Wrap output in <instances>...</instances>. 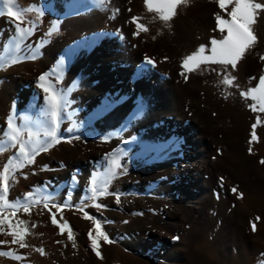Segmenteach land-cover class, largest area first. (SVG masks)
Listing matches in <instances>:
<instances>
[{
    "label": "bare ground",
    "instance_id": "6f19581e",
    "mask_svg": "<svg viewBox=\"0 0 264 264\" xmlns=\"http://www.w3.org/2000/svg\"><path fill=\"white\" fill-rule=\"evenodd\" d=\"M40 2L50 16L61 18L59 21L67 34L44 48L38 33L29 39L27 34L23 37L15 34L14 29L19 23H14L15 17H9L7 7L0 5L4 12L0 15V66L18 55L10 72L0 73V107L9 101L24 110L28 108L40 114L48 107V102L39 86V76L47 73L42 83L46 87L53 83L57 92L60 85L53 76L72 65L68 83L75 88V92L71 96L70 113L76 121L71 129H79L84 118L96 117L109 110L101 118L104 120L101 131H112V136L106 141L72 138L51 149L48 155L64 158L63 176L67 177L76 169L81 173L92 168L97 172L106 171L112 157H117L118 151L130 142L136 154L152 151L146 170L140 167L131 169L119 181L123 190L140 189L143 194L139 197L120 196L119 203L115 196L108 197L115 203L116 210H109L107 206L99 209L103 216L107 212L120 220L111 226L117 234L123 235L119 242L122 246L99 239L101 257L92 252L86 255V251L83 253L79 249L66 255V262L264 264V229L256 227L253 231L251 219L254 211L234 195L221 205V210H226V207H231V210L220 217L222 221L217 237L210 245L205 243L213 222L209 213L216 205L218 193L223 192L221 182H225L226 189L232 187L234 181L246 178V166L242 168L241 162L253 164L252 156H247L242 146L238 148L239 154L232 155L240 162H232V157H219L213 161L218 147L236 142L239 134H233V139L222 138L219 130L223 122L217 120L220 117H209L208 111L201 107L195 112L196 116H192L187 96L177 88L176 76L162 74L155 62L149 64L151 54L143 50L142 41L131 38L130 30L114 33L110 27L92 25L90 19L94 11L88 9L90 0ZM15 4L12 0L8 6L14 10ZM207 7L206 10L210 9ZM101 31L104 32L101 34ZM33 53L35 59L31 58ZM140 106L142 111L137 114ZM120 125L126 126L122 128ZM130 133L137 135L136 138ZM246 152L249 154L248 150ZM92 159L95 160L93 163L98 160V166H94ZM113 167L109 168L107 181L115 173ZM224 172L229 175V181L223 180L226 177ZM249 178L251 184L264 189V169L258 174L252 171ZM81 183L84 187V181ZM89 192L92 194V189ZM231 200L233 206L229 204ZM73 221L82 229L80 242L91 244L88 233L91 230L92 235L96 234L93 219H85L83 212L77 211ZM51 239L55 246L63 243L56 232H52Z\"/></svg>",
    "mask_w": 264,
    "mask_h": 264
},
{
    "label": "rangeland",
    "instance_id": "374dc122",
    "mask_svg": "<svg viewBox=\"0 0 264 264\" xmlns=\"http://www.w3.org/2000/svg\"><path fill=\"white\" fill-rule=\"evenodd\" d=\"M255 2L264 3V0H255ZM15 3L16 6L13 11L32 9L31 11L22 12L13 21L29 29L31 35L28 36V39L34 33H38L40 37L38 38L41 40L40 44L45 48L47 45L55 44L56 40L67 34V30L59 21L61 18L50 16L45 5L41 4L40 0H15ZM88 5L89 11H94L91 15L93 17L90 19V22L93 23L92 25L96 23L97 26L110 27L112 28L111 30L114 29V33H119L121 30V33L124 30H130L131 38L142 41L143 50L151 54V57H148L155 62L160 72L169 76H176L177 88L187 96L188 103L192 107V116H196L195 112L201 107L202 110L208 111L209 117L213 116L214 119L220 117L222 119H217L220 123L223 122L221 124L222 131L219 130V135L221 134L222 138L228 139L230 137V139H233L232 137L235 134H239V137H236V142L232 140L234 142L230 143L229 146L221 145L218 147L216 153L214 152L213 161H217L219 157L230 159L233 154H239L238 148L240 146L244 147L247 156L253 157L250 158L253 162L251 165L241 162L242 168L246 166L244 168L247 170L246 174L248 175L245 174L246 178L244 180L234 181L232 187L228 186V189H226L225 182L222 181L223 184L221 182L223 192L221 194L218 193L216 205L209 213V218L211 217L210 219L213 222L207 231L206 245H210L212 239L217 237L218 228L222 221L220 217L223 213H226L225 211L231 210V207L221 210V205L224 201L227 202L228 199H231L232 195H234L233 197H238L243 204L254 211L251 223H255L257 229H264V189L254 186L249 181V175H251L252 171L258 174L264 169V166L259 163L261 159H264V112L252 111L250 105L256 102L251 100V98L246 99L240 95L241 91H247L249 87L257 86L260 76L264 75V61L260 59V56L264 55V10H257L258 15L252 25V31L257 37L255 46L245 53L244 57L237 63L235 70L228 66L227 72L235 76L236 80L233 81L232 85H226L221 83L223 76L226 74L223 66L206 62L201 63L195 70L188 72L182 66V62L185 57L196 52L200 46L205 47L204 55H211V39L221 36L217 29L215 15L219 13L224 19L230 20L228 13L235 6L234 0L232 3H227L224 9L219 7L218 0H188L186 5L181 3L177 6L176 14L168 22L160 20L158 13L149 12L145 0H105L103 4L99 3L98 0H90ZM206 6L212 11L210 9L206 10ZM37 8L44 12L42 17L39 11H36ZM122 10H124L123 13L121 12ZM84 15L86 14L84 13ZM133 18L138 19L134 22ZM52 21L58 22V30L49 36L48 31ZM33 23L36 25L35 28H33ZM137 23L143 24L148 30L139 31L137 34ZM103 32L101 31L100 33L102 34ZM17 56L15 54L14 57L2 63L0 73H9L11 66L16 63ZM53 63L55 64V62ZM52 66L54 67V65ZM71 68L72 65L69 68L59 70V76H53L54 80L58 81L60 85L57 93H60L67 100L66 104L61 101L63 105L61 111L62 119L57 129L60 142L76 137L81 140L106 141L112 136V131H101V125L104 123L101 118L105 117L109 110L96 117L84 118V123H80L79 129L72 130V124L76 120L70 113L71 96L75 92V88L68 83ZM236 85H239V87H236ZM258 108L259 105L257 104ZM48 111L49 108L47 107L40 114L38 112L35 113L32 109L27 108L24 110L9 101L4 102L0 107V177H2L3 169L6 165L10 168L9 190L6 199L12 203L19 202L21 205L30 204L28 213H25L22 207L16 211L15 216H12L13 209L11 208H4L3 212L0 213L9 217L13 226H18L20 229L27 228V234L23 241L27 246L21 248L19 243H12L13 236L8 235V232L11 231L8 224L0 225L4 229L3 232H0V253L14 254L0 255V264H68L66 260L71 251L80 249L83 253L86 251L84 253L86 255H89L90 252L95 254L91 250V244H82L80 242L82 229L79 224L73 221L74 214L77 211L82 213L80 211L81 208L92 217L93 221L99 220L103 231L109 238L114 243L122 246L119 242L123 235L117 234L112 227L120 220L114 219L107 212L103 216L99 209L107 206L109 210H116L115 203L110 201L108 197H139L143 194V190L140 189L125 191L122 183H120L121 179L131 169L140 167L146 170L147 160L152 155L150 150L141 154L134 153L132 151V142L127 143L128 145L118 151L117 157H112L104 172H97L92 168L91 170L93 171L90 170L86 174L76 169L67 177L63 176L61 168L64 166V161H62L64 158L52 154L48 155V152L60 142L52 144L47 151L40 150L41 146L49 139L45 135L48 131L47 128H51ZM9 117H12L14 125L20 130V135L16 142H13L10 138ZM257 119L260 120L255 129L258 139L252 141V125L256 123ZM41 120L45 123L42 124ZM121 126L124 128L126 125H120L119 127ZM126 131H129V128L126 127ZM130 136L136 138L137 135L130 133ZM20 143H24L26 150L29 152L33 151V149L37 151L33 163L27 164L22 157L17 159ZM249 148L253 151L249 152ZM247 150L249 154L246 152ZM113 160L119 163V168L112 165ZM230 160L240 162L239 158L232 157ZM9 161H12V164H9ZM94 161L92 159V163ZM16 163H25V166L13 169V165ZM93 164L95 167L98 166V160ZM255 164L256 166H254ZM248 166L254 168L252 169ZM111 167L115 168V173L107 181V174ZM101 174H104L103 177H100ZM225 175L227 178L224 176L223 180L226 181L227 179L229 181V175ZM82 181H84V187H81ZM234 186L238 192L232 191ZM2 187L3 180L0 179V189ZM93 187L98 191L106 189V195L103 197L97 196L96 199H93V193L90 194L89 192ZM82 188L86 189H84L83 193H81ZM230 191L232 194L229 193ZM45 200L49 202L48 208L44 207ZM33 201H39V203H33ZM229 202L231 206L234 205L232 200ZM97 203L102 205V207H95ZM139 212L142 211L139 210ZM53 214H55L58 221L57 225L51 222ZM20 220L25 223L17 225ZM65 221L70 226L74 236L73 241L67 239L68 228H65L63 234H61L58 225L64 224ZM52 232H56V236L63 242L62 245L55 246L51 239ZM96 235L94 234L93 236ZM100 240L104 241L103 239ZM73 243H75V247L72 246ZM98 247L100 250L99 244ZM40 248L44 250V254L36 250ZM15 256H19L20 259L14 258Z\"/></svg>",
    "mask_w": 264,
    "mask_h": 264
},
{
    "label": "snow or ice",
    "instance_id": "6c2138e0",
    "mask_svg": "<svg viewBox=\"0 0 264 264\" xmlns=\"http://www.w3.org/2000/svg\"><path fill=\"white\" fill-rule=\"evenodd\" d=\"M99 3L103 4L105 0H98ZM233 0H218L219 7L221 9H224L226 7L227 3H232ZM12 3V0H0V5H3L7 7V15L9 17H19L22 12L24 11H31L32 9H21L19 11H13L12 7H9ZM147 10L149 12H156L159 14V19L168 22L173 18V16L176 14V8L181 3L187 4L188 0H145ZM234 7H232L231 11L228 13L230 16V20L224 19L221 14L217 13L215 15L216 25L217 29L221 33V36L219 38H212L211 39V55H204L205 47L200 46L199 49L194 52L191 55H188L184 58L182 62V66L185 68L186 71L191 72L199 67L201 63L211 62L212 64H218L224 67L225 75L223 76V79L221 83L226 85H232L233 81L236 80V77L233 76L230 72H227L228 66H231L233 70L236 69L237 63L244 57L245 53L249 51L252 47L255 46V43L257 41V37L254 35L252 31V25L255 23L256 16L258 15L257 10H264V3H257L255 0H234ZM36 11H39L40 16L42 17L44 15V12L40 9H36ZM4 12L2 8H0V15H3ZM138 18H133L134 22L137 21ZM36 25L33 23V28H35ZM137 29L139 31H147V27H145L143 24L137 23ZM58 30V22L52 21L51 27L48 31V35L50 36L52 33L56 32ZM226 32V34H225ZM14 33L20 35L23 37L25 34L31 35V32L29 29L21 28L19 24L16 25L14 29ZM32 59H35V53H33ZM260 59L264 61V55L260 56ZM148 63L151 64L153 61L151 59H148ZM48 76L47 73L41 74L39 76V81L41 89L46 94V99L48 102V116L50 118V123L52 127L45 133L49 139L41 146L40 150L47 151L49 147L52 146L54 143H59L60 138L57 135V129L60 126V120L62 119L61 111H62V103H67V100L60 94L55 92V85L53 83H49V86L46 87L44 83L46 80V77ZM255 79V78H253ZM236 87H239V85H236ZM240 95L244 98H251V100L255 101L256 103L251 104L250 108L252 111H260L264 112V75L260 76L259 83L255 87H249L247 91H241ZM257 104L259 105V108L257 109ZM107 107V106H106ZM142 111V106L138 107L137 114ZM260 123V120L257 119L256 123L252 125V133H251V140L256 141L258 139L256 135V127ZM8 128L11 129V140L13 142H16L18 140V137L20 135V130L16 128L12 121V117H9L8 120ZM77 139L79 137H76ZM107 139V138H105ZM252 149L249 148V152H251ZM19 155L17 159L20 157L23 158V160L27 164H31L34 162L35 155L37 154V151L33 149V151L29 152L26 150V146L24 143H20L19 146ZM262 165H264V159H261L259 161ZM9 164H12V161H9ZM113 165L117 168L120 167L119 163L116 160H113ZM25 166V163H16L13 165V169H19L23 168ZM9 173L10 168L6 165L3 169V175L0 177V179L3 180V187L0 189V213L3 212L4 208H11L12 216L16 215V211L19 210L20 207L23 208V211L25 213H28L30 211V204L25 203L21 205L19 202H9L6 199L8 190H9ZM233 192H236L237 189L234 187L232 189ZM93 193V199H96L97 196L103 197L106 195V189L98 191L95 187L92 188ZM242 195V194H241ZM116 202L119 203L120 199L119 196L116 197ZM33 203H39V201H33ZM55 206V205H53ZM44 207H49V202L47 200L44 201ZM95 207L100 208L102 205L99 203L95 204ZM84 213L85 219H92L89 214L84 211L83 208L80 209ZM51 222L54 225L58 224V221L55 217V214L52 215ZM95 225V232L96 236L92 235V231L90 230L88 235L89 239L91 240V248L95 252L97 257H101V253L98 247V240L103 239L105 242L111 244L113 241L109 238V236L103 231L102 224L99 220H94ZM7 223L11 231L8 232V235L13 236L12 243H19V246L21 248L26 247L27 245L23 243L25 235L27 234V228L20 229L18 226H13L9 217L3 216L0 214V225H3ZM25 222L20 220L17 222V225H22ZM60 227L61 234H63L65 228H68V234L67 239L70 241L74 240V236L71 232L70 226L65 221L64 224L58 225ZM253 231L256 230V224L253 223L251 225ZM4 229L0 227V232H3ZM75 247V243L72 245ZM41 254H44V250L42 248L36 249ZM14 255L13 253H0V255ZM14 258L20 259L19 256H15Z\"/></svg>",
    "mask_w": 264,
    "mask_h": 264
}]
</instances>
